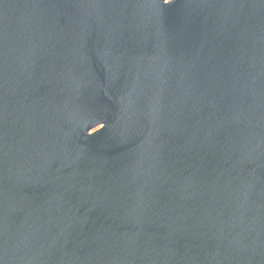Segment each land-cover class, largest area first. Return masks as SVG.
Returning a JSON list of instances; mask_svg holds the SVG:
<instances>
[{"label":"water","instance_id":"95a60500","mask_svg":"<svg viewBox=\"0 0 264 264\" xmlns=\"http://www.w3.org/2000/svg\"><path fill=\"white\" fill-rule=\"evenodd\" d=\"M0 264H264V0H0Z\"/></svg>","mask_w":264,"mask_h":264}]
</instances>
